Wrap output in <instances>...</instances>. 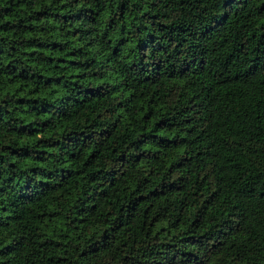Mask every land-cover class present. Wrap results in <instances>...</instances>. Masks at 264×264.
<instances>
[{
    "label": "trees",
    "instance_id": "trees-1",
    "mask_svg": "<svg viewBox=\"0 0 264 264\" xmlns=\"http://www.w3.org/2000/svg\"><path fill=\"white\" fill-rule=\"evenodd\" d=\"M0 264H264V0H0Z\"/></svg>",
    "mask_w": 264,
    "mask_h": 264
}]
</instances>
